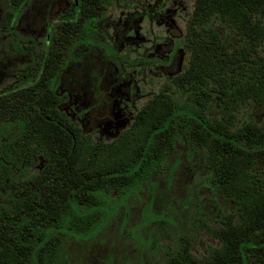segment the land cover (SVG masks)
I'll return each instance as SVG.
<instances>
[{
  "label": "trees",
  "instance_id": "16d2710c",
  "mask_svg": "<svg viewBox=\"0 0 264 264\" xmlns=\"http://www.w3.org/2000/svg\"><path fill=\"white\" fill-rule=\"evenodd\" d=\"M10 30L29 0H10ZM115 0H75L59 15L43 48L0 89V180L25 173L38 156L24 198L0 204V264H60L68 236L95 231L112 192L123 193L165 169L182 141L201 151L209 184L235 214L205 226L219 241L195 258L182 237L166 264H264V120L239 121L245 104L264 105V0H192L174 75L112 141H96L60 110L58 69L72 47L88 44ZM217 19L235 39L223 41ZM3 175V176H2Z\"/></svg>",
  "mask_w": 264,
  "mask_h": 264
},
{
  "label": "rangeland",
  "instance_id": "374dc122",
  "mask_svg": "<svg viewBox=\"0 0 264 264\" xmlns=\"http://www.w3.org/2000/svg\"><path fill=\"white\" fill-rule=\"evenodd\" d=\"M75 0H29L16 16L13 33L7 16L10 0H0V89L30 64L57 18ZM192 0H115L95 25L88 44L71 48L58 69L59 108L96 141H112L128 128L139 109L187 65L183 45ZM223 41L236 34L217 19ZM239 121L264 120V105L245 104ZM201 151L177 141L165 169L123 193L112 192L105 218L86 235L68 236L60 264H166L184 237L197 259L219 241L205 226H220L233 204L209 184ZM38 156L29 170H10L0 180V204L32 189L31 177L44 166Z\"/></svg>",
  "mask_w": 264,
  "mask_h": 264
}]
</instances>
